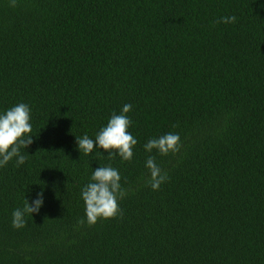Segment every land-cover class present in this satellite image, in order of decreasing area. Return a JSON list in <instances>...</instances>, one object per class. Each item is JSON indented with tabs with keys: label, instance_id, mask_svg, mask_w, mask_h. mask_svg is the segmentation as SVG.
<instances>
[{
	"label": "trees",
	"instance_id": "16d2710c",
	"mask_svg": "<svg viewBox=\"0 0 264 264\" xmlns=\"http://www.w3.org/2000/svg\"><path fill=\"white\" fill-rule=\"evenodd\" d=\"M0 0V113L32 143L0 167V264H264V0ZM236 16L235 23H216ZM131 104V161L95 139ZM181 149L146 152L151 138ZM149 156L167 173L147 183ZM119 171L122 214L85 219L93 170ZM26 226L12 227V213Z\"/></svg>",
	"mask_w": 264,
	"mask_h": 264
},
{
	"label": "clouds",
	"instance_id": "9594fccd",
	"mask_svg": "<svg viewBox=\"0 0 264 264\" xmlns=\"http://www.w3.org/2000/svg\"><path fill=\"white\" fill-rule=\"evenodd\" d=\"M10 7L17 6V0H10ZM236 16L221 17L216 23H235ZM132 110L131 104L123 105L120 114L113 113L96 134L95 139L84 135L76 138L77 147L84 154H90L94 148L99 147L109 153L118 154L122 160L131 161L133 147L137 144L136 138L128 131L132 123L126 113ZM30 107L25 103H19L0 113V167L5 166L14 157L16 165L25 163L26 157L21 154V148L25 149L33 141L31 135ZM182 145L177 133H166L158 138H151L144 145L146 152L157 150L161 155L177 153ZM149 170L147 183L153 190H158L160 185L168 179L167 173L155 162L153 156H149L145 162ZM119 171L112 166H99L93 170L90 182L81 189V198L85 205V219H79L77 224L82 226L94 225L98 219L115 218L122 214L118 201L126 196V191L120 184ZM43 204V193L38 192L36 198L29 204L25 198L22 209L18 208L12 213V227L20 229L26 226L25 215L38 213Z\"/></svg>",
	"mask_w": 264,
	"mask_h": 264
}]
</instances>
